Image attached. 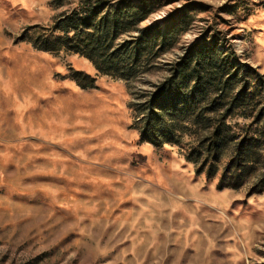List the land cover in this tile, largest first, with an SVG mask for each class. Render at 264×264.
Here are the masks:
<instances>
[{"label":"rangeland","instance_id":"rangeland-1","mask_svg":"<svg viewBox=\"0 0 264 264\" xmlns=\"http://www.w3.org/2000/svg\"><path fill=\"white\" fill-rule=\"evenodd\" d=\"M83 1L0 0V264H264V192L249 193L264 149L239 189H217L228 155L207 177L186 158L201 133L184 123L156 145L141 122L170 66L204 43L228 95L247 100L226 122L264 131V0H91L168 32L126 79L34 48Z\"/></svg>","mask_w":264,"mask_h":264},{"label":"trees","instance_id":"trees-1","mask_svg":"<svg viewBox=\"0 0 264 264\" xmlns=\"http://www.w3.org/2000/svg\"><path fill=\"white\" fill-rule=\"evenodd\" d=\"M146 17L145 14L108 16L106 13L99 16L91 0H84L78 11L60 16L47 34L35 38L34 48L54 54H77L90 61L97 72L126 79L138 73L134 67L137 61L146 62L164 50L167 31L158 32L157 24L136 28ZM127 26H133L135 35L130 34L128 40L115 44L121 34L128 32ZM212 51L216 52L204 43H195L182 59L170 66L169 75L157 86L146 105L141 121L143 136L152 144L169 143L187 123L194 133H201L189 148L187 160L197 168V173L205 172L207 177H214L220 160L228 155L217 189L236 190L263 157L259 150L264 149V131L255 129L249 134L251 123L239 129L244 133L241 136L226 122L247 100L245 96L228 95L229 80L223 78L219 68L212 67ZM78 76L85 81L76 78L80 88L92 87L93 78ZM190 81H194L193 86ZM262 192L264 178L254 184L249 193Z\"/></svg>","mask_w":264,"mask_h":264}]
</instances>
